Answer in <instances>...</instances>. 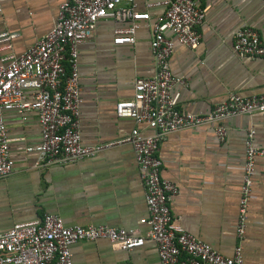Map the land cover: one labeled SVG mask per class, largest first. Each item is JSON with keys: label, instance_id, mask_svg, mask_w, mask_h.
<instances>
[{"label": "crops", "instance_id": "crops-1", "mask_svg": "<svg viewBox=\"0 0 264 264\" xmlns=\"http://www.w3.org/2000/svg\"><path fill=\"white\" fill-rule=\"evenodd\" d=\"M65 0H0V34L15 37L0 42V55H21L51 30L59 5ZM163 0L138 2L136 11L155 18L164 11ZM201 41L196 49L176 45L170 70L185 85L173 95L183 113L207 114L228 94L241 97L264 94V58L240 57L232 49V34L254 29L264 44V0H207ZM128 22L100 20L88 40L77 46L80 89L79 131L82 145L114 141L138 128L119 119L115 104L133 96L135 78L154 75L151 31L145 22L133 44L115 45L114 31ZM168 38L173 36L166 33ZM9 138L11 174L0 180V233L14 224L61 218L65 226H107L144 234L148 213L145 189L132 148L104 150L65 166L37 169V154L27 152L41 142L37 115L22 121L15 111L3 115ZM226 139L219 142L213 128L184 130L166 135L159 143L160 176L175 184L179 193L170 212L185 232L229 257L237 244L235 225L242 184L245 137L254 131L253 144L264 146V112L223 121ZM72 264H160L153 241L131 251L113 248L106 240L77 242L70 247ZM242 264H264V159L255 160L252 196L242 241ZM53 264V263H52Z\"/></svg>", "mask_w": 264, "mask_h": 264}, {"label": "built area", "instance_id": "built-area-1", "mask_svg": "<svg viewBox=\"0 0 264 264\" xmlns=\"http://www.w3.org/2000/svg\"><path fill=\"white\" fill-rule=\"evenodd\" d=\"M143 0H65L57 11L53 27L21 55H0V180L12 172L9 138L3 115L15 111L22 121L27 114L37 115L41 131L40 144L27 148L37 154L36 168L65 166L92 158L111 148H132L145 189L148 213L144 234L107 226H65L54 214L14 224L0 233V264H72L70 247L77 242L106 240L118 250L142 247L146 239L154 242L160 264H242V241L246 231L249 202L252 196L255 160L264 159V146L253 144L254 131L245 137V155L235 225L237 244L229 257L219 254L208 244L187 233L170 212V202L178 187L160 176L162 163L157 157L160 141L168 134L213 128L217 140L224 142L223 121L240 115L264 112V94L241 97L228 94L207 114L183 113L173 95L175 85L185 80L173 76L169 58L176 45L196 49L201 41L208 6L207 0H163L162 14L151 18L138 12ZM0 8V14H1ZM100 20L128 22L125 29L114 31L115 45L133 44L140 22L150 28V50L154 75L135 78L133 96L115 104L119 119H130L136 126L152 131L145 135L137 127L129 135L92 146L82 145L79 131L80 89L78 82L77 46L89 39ZM166 33L173 36L168 38ZM15 37L1 33L0 42ZM8 49L0 48V51ZM232 49L237 56L264 58V44L251 27L232 34Z\"/></svg>", "mask_w": 264, "mask_h": 264}]
</instances>
